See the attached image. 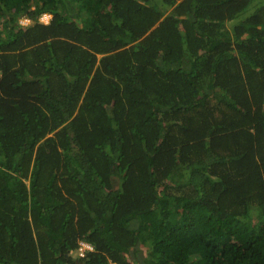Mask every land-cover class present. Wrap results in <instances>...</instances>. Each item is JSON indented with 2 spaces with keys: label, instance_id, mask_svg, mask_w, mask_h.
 <instances>
[{
  "label": "trees",
  "instance_id": "trees-1",
  "mask_svg": "<svg viewBox=\"0 0 264 264\" xmlns=\"http://www.w3.org/2000/svg\"><path fill=\"white\" fill-rule=\"evenodd\" d=\"M259 1L0 0V264H264Z\"/></svg>",
  "mask_w": 264,
  "mask_h": 264
},
{
  "label": "built area",
  "instance_id": "built-area-1",
  "mask_svg": "<svg viewBox=\"0 0 264 264\" xmlns=\"http://www.w3.org/2000/svg\"><path fill=\"white\" fill-rule=\"evenodd\" d=\"M48 15H44L42 18H41V21L44 23V20L45 19H47L46 21H45V24L46 23H48ZM28 23V21L27 20H22L20 23ZM92 250V247L90 246V245H88V244H86V243H84V242H80L79 243V247H78V249H77V252H76V255L78 256V257H84V255H85V253L87 252V251H91Z\"/></svg>",
  "mask_w": 264,
  "mask_h": 264
},
{
  "label": "rangeland",
  "instance_id": "rangeland-1",
  "mask_svg": "<svg viewBox=\"0 0 264 264\" xmlns=\"http://www.w3.org/2000/svg\"><path fill=\"white\" fill-rule=\"evenodd\" d=\"M149 1H151L152 3H154V2H156L157 0H149ZM262 2V3H261ZM259 1L258 3H260L261 5H263L264 6V1ZM256 7H258V5H256ZM252 8H248V11H247V13H246V15H249V14H251L252 13ZM49 17V16H48ZM47 19H45L44 20V23H45V21H46ZM48 20H50V18H48ZM22 25H26L27 23H21ZM77 252V251H76ZM76 252H75V255H76ZM74 254V253H73Z\"/></svg>",
  "mask_w": 264,
  "mask_h": 264
}]
</instances>
